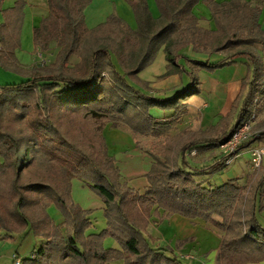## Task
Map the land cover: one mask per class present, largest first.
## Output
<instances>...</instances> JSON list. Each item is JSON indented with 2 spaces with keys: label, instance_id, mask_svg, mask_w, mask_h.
Returning a JSON list of instances; mask_svg holds the SVG:
<instances>
[{
  "label": "trees",
  "instance_id": "1",
  "mask_svg": "<svg viewBox=\"0 0 264 264\" xmlns=\"http://www.w3.org/2000/svg\"><path fill=\"white\" fill-rule=\"evenodd\" d=\"M127 2L137 30L116 16L88 30L84 11L89 0H49L50 16L34 32V43L46 52L55 41L59 52L49 65L30 69L22 68L15 55L24 0H18L15 15L0 25V67L24 79L0 86V241L23 234L45 241L22 264H181L168 256L173 255L171 249H153L145 236L152 217L162 223L179 215L204 220L224 232L220 263L262 261L264 166L245 187L237 179L213 187L198 178L227 170V158L203 168H194L189 159L193 153L220 149L264 105V63L255 51L256 46L264 48L259 22L264 0L255 5L245 0H155L159 19L153 18L147 0ZM201 3L216 30L200 27L194 9ZM189 47L226 57L216 64L192 60L181 55ZM163 49L168 62L165 76L192 77L191 85L171 99L152 97L139 79ZM72 57L79 58L73 66ZM240 58L248 60L249 75L232 112L186 141L183 134L167 136L177 126L185 102L201 92L196 73H215ZM182 59L189 70L178 64ZM153 109L175 115L160 122L151 116ZM108 125L123 127L135 137H166L149 153L154 164L144 195L122 182L104 136ZM262 133L237 153L263 141ZM74 179L85 180L105 204L107 229L102 234H87L90 212L72 200ZM52 204L63 214L65 233L47 213ZM108 238L120 250L106 249Z\"/></svg>",
  "mask_w": 264,
  "mask_h": 264
},
{
  "label": "crops",
  "instance_id": "2",
  "mask_svg": "<svg viewBox=\"0 0 264 264\" xmlns=\"http://www.w3.org/2000/svg\"><path fill=\"white\" fill-rule=\"evenodd\" d=\"M230 1L231 0H217L218 3ZM245 1L252 2L255 5L257 0ZM17 3L18 0H0V25L6 24L7 16L15 15L14 11ZM24 3L25 5L23 9V20L20 34V48L17 49L15 55L22 68L30 69L37 66L35 63L39 61L40 55H43L40 50L35 48L34 32L39 29L43 21L50 16V9L49 0H24ZM147 3L153 18L159 19L161 14L155 0H147ZM194 13L199 18V23L201 25L202 23H208L210 25V30H216V25L212 19L211 13L205 5L202 3L199 4L194 9ZM112 16L122 19L131 29L137 30V20L127 0H89V4L84 11L85 25L88 30H94L99 26L106 24L108 19ZM259 22L261 30L264 32V8ZM255 51L262 58L264 63V48L262 46H256ZM181 55L192 60L208 62L210 64H216L226 57L225 53L212 55L197 53L194 51L193 47L184 49L181 52ZM213 59L216 61L212 62ZM178 64L185 66L189 70L187 63L183 59L178 61ZM167 67L168 62L166 53L163 49L157 56L155 62L139 74V79L148 85L150 89L149 94L154 98H174L177 94L181 93L191 85L192 77L189 74L182 73L165 76L167 74ZM196 75L200 83L201 92L199 95L193 96L185 102V107L176 126L179 128V131L175 136L183 134V140L185 141L209 131L216 126L220 120L227 117L232 112L237 99L241 95L243 82L249 75V62L246 58H240L235 60L234 65L218 70L215 73H208L206 71L199 70ZM0 76H2L0 78L2 82L5 79L7 82L6 85L19 84L24 81L22 77L14 73L7 72L1 67ZM174 115V111H163L160 109L151 110V116L160 122H166L174 117ZM186 116L190 118L189 123L187 124L180 119L181 117L184 118ZM255 116L257 117L255 126L257 124H262L260 131H264V105L259 107ZM119 129H123V127L108 125L104 130L109 154L114 158L116 166L117 163H119V167L117 166V168L120 170L122 180L124 181H122L123 183L128 184L135 178H142L144 183L141 184L144 187L143 191H140L136 186H132L131 183L128 184V186L137 191L140 195H144L149 187L147 176L154 164V160L149 154L151 151L144 152L137 149L135 147L137 137L133 136L131 141H133V150L139 157V163L128 165L127 163H130V161H132L131 159H133V154L122 157L120 155L121 152L119 153L117 151V144L125 136L126 139H129V133L125 131L128 134L127 135ZM185 129L194 130L196 135L186 138L184 134ZM250 150L251 148L239 154V160L247 157L248 161L246 160V163H250ZM213 152L215 151H210L202 155L193 153L191 157L197 156L200 158V162L192 166L194 168H203L211 165L203 163V157H210ZM236 170H241L240 172L243 171L241 166H239ZM236 170H225L220 173L221 178L219 179L215 177L216 175L212 177L217 179L216 183L219 186L227 183L228 181L237 179L239 180L240 185L245 187L249 182L247 184H243V181L241 180L242 174L239 175ZM199 179L207 181L206 178H198V180ZM210 184L212 185V183ZM218 185L212 186L216 187ZM99 208L100 210L105 211V204L100 202ZM88 210L91 211L93 208L89 207ZM160 214L163 215L164 212L160 211ZM215 219L216 221H220L219 218ZM259 220L264 227V211L259 215ZM149 222V227L147 228L145 236L153 249H171L173 255L168 254V256L176 258L181 264H223L219 262V253L222 238L225 234L213 224L201 219H188L179 215H174L162 223L157 217H152ZM105 228L107 229V225ZM22 241L24 242L21 245ZM111 241V247L108 249L120 250L118 243L112 239ZM27 244L28 246L26 247ZM36 244L37 246L40 244L42 247L45 244V241L41 238L33 236L25 238L24 234L15 235L13 239L1 240L0 264H14L15 257L19 258L22 264V261L27 259L26 257L29 256L31 248H35ZM40 248L38 250L34 249L29 258H32L34 254L40 250ZM111 264L124 263L122 261H117ZM247 264H264V259L260 262Z\"/></svg>",
  "mask_w": 264,
  "mask_h": 264
},
{
  "label": "rangeland",
  "instance_id": "3",
  "mask_svg": "<svg viewBox=\"0 0 264 264\" xmlns=\"http://www.w3.org/2000/svg\"><path fill=\"white\" fill-rule=\"evenodd\" d=\"M200 27L210 29V25L208 23H202V25L200 24ZM58 52H59V48L57 46V43L55 41L51 42L50 50L46 51V52L45 51L42 52L43 53L42 58L39 57V61L37 63H35V65L41 66V64H43V62H45V63H47V65H49L54 60V58L57 56ZM78 61H79V58L73 57L70 61V64L73 66V64H76ZM215 61L216 60H214V59L212 60V62H215ZM1 77L2 76H0V78ZM6 83L7 82L5 81V79L3 80V82L0 80V86H6ZM255 118H256L255 121H252V123H251L252 130L247 133V139L245 141H243L240 145L247 144V143L252 142L256 139L257 133H259L260 128H262V124H260V125L257 124L255 126V123L257 121V117L255 116ZM180 119L186 124L189 123V120H190V118H188V116H186L184 118L181 117ZM119 130H122L123 132H125V131L128 132L129 133V139H126V136L124 138H122V140H120V142H118V144H117V151L119 153L121 152L120 155L122 157H125L128 155L130 156L131 154H133V159H131L132 161H130V163H127L128 165L138 164L139 163V159H138L139 157H138L137 153L133 150V144H132L133 141H131L133 138V134L131 132L127 131L125 128L119 129ZM122 131H120V132H122ZM178 131H179V128L175 127L167 136H175ZM184 134H185L186 138H190V137L196 135L195 131L191 130V129H185ZM165 138L166 137H163V138L137 137L135 147L141 151L150 152L155 148V146L158 142H164ZM261 147H264V141L255 142L252 145L251 150L254 148H261ZM223 156H224V152H222L219 149L218 151L213 152V154L210 157H208V156L203 157V163L212 164L215 161L219 160ZM239 159L240 158H236L234 160L232 165L229 166L228 171L236 170L239 168V166H241L243 171L240 172L241 170L240 171L236 170V172L239 175L242 174L241 180L243 181V184H245V183L247 184L248 182L252 181L255 178L256 173L259 169L254 168V166L252 165L251 162L246 163V160L248 161L247 157L245 159H242V160H239ZM190 160L192 162V165H196L197 163L200 162V158H198L197 156L191 157ZM117 166L119 167V163H117ZM215 177L218 179L221 178L220 174H217ZM216 178L207 177L206 179L208 181H206V183H212V185H218L216 183V181H217ZM200 181L202 182L204 180L201 179ZM130 183L132 186H136L137 188H139L140 191H143L144 187L141 184H144V183L142 181V178H140V177L135 178L132 181H130ZM130 183H128V184H130ZM71 197H72L73 202L76 205H78L84 211L90 212L89 217H90L92 226L87 231V234L88 235H90V234H95V235L102 234L103 231L106 229L105 227L107 225V222L105 221L106 218L104 215V211L100 210V208H99V203L103 202V201L98 196V194L91 188V186L85 180L75 179L74 182L72 183ZM89 207L93 208V210L89 211L88 210ZM47 213L50 216V218L55 222V224L62 228L63 233H65L64 217H63L61 210L57 207V205H55V204L50 205L47 208ZM23 242L24 241L21 242V245ZM111 242L112 241L110 238L106 239V241L104 243L106 249L111 247L110 246ZM28 244L26 245V247L28 246ZM40 247H41L40 244L38 246L36 244L35 248L32 247L30 250L29 256L31 255V252L34 251V249L38 250ZM29 256H27L26 258L30 259Z\"/></svg>",
  "mask_w": 264,
  "mask_h": 264
},
{
  "label": "built area",
  "instance_id": "4",
  "mask_svg": "<svg viewBox=\"0 0 264 264\" xmlns=\"http://www.w3.org/2000/svg\"><path fill=\"white\" fill-rule=\"evenodd\" d=\"M42 54L40 57L42 58ZM47 63L43 62L41 66H46ZM255 116L253 117L252 121H255ZM252 121L245 126H243L239 132L227 143L221 146L220 150L224 152V156L227 158L226 165L231 166L232 163L236 158H238L239 154L237 153V150L243 141L247 139V133L252 130ZM251 155V163L254 166V168L259 169L264 164V147L261 148H254L250 150ZM14 264H21L19 258L15 257Z\"/></svg>",
  "mask_w": 264,
  "mask_h": 264
},
{
  "label": "water",
  "instance_id": "5",
  "mask_svg": "<svg viewBox=\"0 0 264 264\" xmlns=\"http://www.w3.org/2000/svg\"><path fill=\"white\" fill-rule=\"evenodd\" d=\"M262 135H264V133H262Z\"/></svg>",
  "mask_w": 264,
  "mask_h": 264
}]
</instances>
